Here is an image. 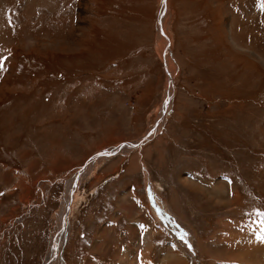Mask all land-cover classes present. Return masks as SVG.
I'll return each mask as SVG.
<instances>
[{"label": "rangeland", "instance_id": "1", "mask_svg": "<svg viewBox=\"0 0 264 264\" xmlns=\"http://www.w3.org/2000/svg\"><path fill=\"white\" fill-rule=\"evenodd\" d=\"M0 65V264H46L67 204L52 264H264L261 0H0Z\"/></svg>", "mask_w": 264, "mask_h": 264}, {"label": "bare ground", "instance_id": "2", "mask_svg": "<svg viewBox=\"0 0 264 264\" xmlns=\"http://www.w3.org/2000/svg\"><path fill=\"white\" fill-rule=\"evenodd\" d=\"M166 11H167V9H166ZM166 18V15H165V17L164 16H162V20H161V22L164 20ZM161 34V33H160ZM159 34V35H160ZM163 41H165V40H163ZM160 42V41H159ZM161 43V42H160ZM159 45V44H158ZM161 45V44H160ZM159 45V47H161ZM170 55L171 54H169V56H166V60H167V65H168V69H169V71L173 74L174 73V63H172V61H171V59H170ZM170 84V83H169ZM167 85L166 86V91H165V94H164V98H163V103H162V108H161V110H160V112H162L163 111V113L162 114H160L161 116H164V111L165 110H167V108H169L170 107V95H171V88H170V86H171V84L170 85ZM168 105V106H167ZM165 108V109H164ZM151 128H150V130H148L149 132H151ZM147 131V132H148ZM146 132V133H147ZM145 133V134H146ZM135 143V142H138V140L136 139V140H134V141H130V142H128V143ZM133 144H131V145H125L124 147H126V148H128V147H131ZM132 147H135V146H132ZM134 166V165H133ZM89 167H91V165H89ZM76 178V177H75ZM183 182L184 183H186L188 186H190V187H196L198 184H197V182H194V180H192L191 178H189V179H185V180H183ZM72 183H73V181L71 182V185L69 186V188H68V190H67V192H69L70 190H71V187H72ZM213 185V184H212ZM195 190V189H194ZM217 192H218V190H216ZM220 192V191H219ZM154 194V193H153ZM154 196H157L156 194H154ZM157 205H158V203L160 202L159 200L157 201V200H155L154 201ZM68 205V204H67ZM67 205H65V207H63L62 209V214L64 213V209H66L67 210ZM163 207V209H165V214L167 213V217H170L171 218V220H173L174 222H173V225L174 226H178L179 227V224H180V226H181V228L183 229L184 227H183V225H182V221L180 220V218L178 217V215L175 213V212H173L172 211V208L168 205H163L162 206ZM167 211V212H166ZM62 214H60L59 213V221H58V226H60L61 228H59V229H61V231L59 232V233H56L55 234V236L53 237V239H52V242H51V249H50V251H49V253H48V255H47V258H46V260H45V262H46V264H52L53 262H54V260H55V258L56 257H58V255H60V249L62 248V243L64 242V239L66 238V234L68 233V230H69V228H68V225H67V221L64 219V215H62ZM63 217V218H62ZM148 217H149V220H150V222H151V224L150 225H148V224H146L145 225V223H142V224H144L146 227L144 228V236L142 237L143 238V240H144V242H145V246L147 247H145V249H144V251H143V254L141 253V257L143 258V259H146L147 258V256H146V254H148V252H150V250H151V248L153 247V242H152V240L156 237V236H158V235H160V233L162 232V230L160 229V227H159V225H157V224H155L154 223V221L151 219V217L148 215ZM170 218H168V219H170ZM182 222V223H181ZM142 226V225H141ZM135 228V227H134ZM176 228V227H175ZM180 228V227H179ZM58 229V228H57ZM184 231V230H183ZM228 234H230V232L228 233ZM253 234H254V232H253ZM172 236H174V235H172ZM246 236V235H245ZM255 236V235H254ZM175 237V236H174ZM246 238V237H245ZM252 239H253V235H252ZM169 240H170V238H169ZM254 240H255V238H254ZM244 241V240H243ZM172 242V241H171ZM249 242H251V241H249ZM252 243H254L253 241H252ZM255 244V243H254ZM257 244H260V242L259 243H257ZM172 245V244H171ZM239 245H241V244H239ZM247 245V244H246ZM176 246V245H175ZM206 246V245H205ZM243 246V245H242ZM241 246V247H242ZM257 246V245H256ZM243 248V247H242ZM245 248V247H244ZM258 248V247H257ZM162 249H163V247H162ZM246 249V248H245ZM173 250V249H172ZM175 251H176V249H175ZM243 251H246V250H243ZM168 252V251H167ZM145 253V254H144ZM174 253V252H173ZM172 252H170V253H168L166 256H164L165 258H163L164 260L163 261H167V260H170V258L171 257H173L174 256V254H173ZM177 254V253H176ZM240 254H242L241 252H240ZM245 255V254H244ZM177 257V256H176ZM246 257V256H245ZM141 258V259H142ZM175 258V257H174ZM173 258V259H174ZM241 259H242V257H241ZM178 260V259H177ZM146 261V260H145ZM172 261V260H171ZM243 262V261H242ZM241 262V263H242ZM164 263V262H163ZM171 262H168V264H170ZM174 263V262H173ZM245 264V263H244Z\"/></svg>", "mask_w": 264, "mask_h": 264}, {"label": "water", "instance_id": "3", "mask_svg": "<svg viewBox=\"0 0 264 264\" xmlns=\"http://www.w3.org/2000/svg\"><path fill=\"white\" fill-rule=\"evenodd\" d=\"M163 1H166V0H163ZM163 8H166V5H164L163 7H162V9ZM162 9H161V13H160V15L163 13L162 12ZM161 18H162V16H161ZM161 20V19H160ZM160 20H159V22H160ZM158 21V20H157ZM160 24V23H159ZM168 68V67H167ZM166 68V72L168 73V83H170L171 82V80H172V78H171V73H170V71H169V69H167ZM136 143H137V145H139V143H140V140H139V142H135V143H124V144H120V145H117V146H115V147H109V148H105V149H103L102 150V152L101 153H98V156H96V157H100V156H102V155H108V154H112V153H115L116 151H117V149H119L120 147H122V146H124V145H131V144H133L132 146H136ZM116 149V150H115ZM96 154V153H95ZM94 154V155H95ZM91 156V159L93 160L94 159V157L95 156ZM75 176H76V179L75 180H77V178H78V171H76L75 172ZM76 183V182H75ZM75 183H74V185H73V187L75 188ZM74 188L73 189H71V192L72 193H70V195H69V197H70V199H72V195H73V190H74ZM65 191H67V188H66V185H65V188H64V191H63V195H64V192ZM66 194V193H65ZM63 195H62V197H63ZM151 206H152V213H153V215H154V218L158 221V223L163 227V228H165V229H167L172 235H174L176 238H178L179 237V235H178V231H177V229L174 227V225H173V220H170V219H168V217H165V215H164V213H162V210L158 207L157 208V206L156 205H154V204H151Z\"/></svg>", "mask_w": 264, "mask_h": 264}, {"label": "crops", "instance_id": "4", "mask_svg": "<svg viewBox=\"0 0 264 264\" xmlns=\"http://www.w3.org/2000/svg\"><path fill=\"white\" fill-rule=\"evenodd\" d=\"M177 214V213H176ZM179 217V216H178ZM180 218V217H179ZM180 220L183 222H181L182 223V225H184L183 227H184V230L186 231H188V228H187V225H186V222L184 221V220H182L181 218H180ZM191 232L190 233H193V236H194V231H193V228L191 227V230H190ZM172 238V237H171ZM172 244H174V242H172ZM173 248H174V245H171ZM147 248V247H146ZM144 251V250H143ZM142 254H143V252H142ZM145 254V253H144ZM146 256H148V254H146ZM173 258L171 257L170 258V260H172Z\"/></svg>", "mask_w": 264, "mask_h": 264}, {"label": "snow or ice", "instance_id": "5", "mask_svg": "<svg viewBox=\"0 0 264 264\" xmlns=\"http://www.w3.org/2000/svg\"><path fill=\"white\" fill-rule=\"evenodd\" d=\"M261 7L262 9H264V0H261ZM0 67H2V65H0ZM264 215V214H261ZM262 223H264V221H262ZM258 239H260L262 242H264V228L261 229V233L260 236L258 237Z\"/></svg>", "mask_w": 264, "mask_h": 264}]
</instances>
